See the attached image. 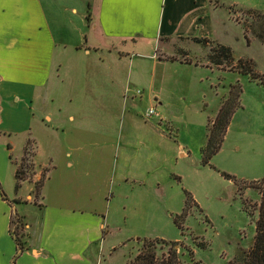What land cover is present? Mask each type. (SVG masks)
Returning <instances> with one entry per match:
<instances>
[{
	"label": "crops",
	"instance_id": "crops-1",
	"mask_svg": "<svg viewBox=\"0 0 264 264\" xmlns=\"http://www.w3.org/2000/svg\"><path fill=\"white\" fill-rule=\"evenodd\" d=\"M245 3L0 0V264H68L69 251L88 249L108 232L105 214L69 204L52 209L57 214L51 218L46 213L38 226L40 239H33L32 223L16 207L33 203L40 179L39 203H34L38 207L53 190L54 179L76 181L72 189L77 197L85 191L94 196L97 190L93 184L85 188L82 179H109L113 186L157 185L165 161L131 152L132 139L143 144L160 129L136 119L127 108L132 67L126 72L121 64L129 58L132 65L133 54L127 48L131 43L164 39L210 40L198 36L209 14L219 9L230 13L229 7ZM136 90L132 98L139 96L150 107L161 103L152 84L145 98ZM118 101H123L124 116L119 129ZM28 144L33 147L32 178L18 183L17 166ZM179 151L180 156L188 155ZM18 215L27 230L23 250L11 232V221ZM58 223H63L58 225L61 228ZM53 231L68 235L51 240ZM89 231L96 235L87 236Z\"/></svg>",
	"mask_w": 264,
	"mask_h": 264
},
{
	"label": "rangeland",
	"instance_id": "rangeland-1",
	"mask_svg": "<svg viewBox=\"0 0 264 264\" xmlns=\"http://www.w3.org/2000/svg\"><path fill=\"white\" fill-rule=\"evenodd\" d=\"M245 4L229 7L231 14L227 9L209 14V22L203 23L198 36L210 38V44L165 39L161 43L129 44L132 65L129 58L121 62L126 72L132 67V91L127 96V108L133 110L136 119L155 123L160 129L151 132L143 144L132 139L131 152L146 159L164 160L161 179L150 187L113 186L109 179H82L85 188L93 184L97 190L94 196L85 191L80 197L72 189L76 181L54 179L53 190L47 191L43 205L38 207L43 180L40 179L41 183H35L38 197L33 203L16 207L32 223L33 239L36 236L39 241L38 226L46 213L51 218L57 214L52 209L70 204L102 212L109 229L105 238L94 239L88 249H70L68 264H128L146 238L181 241L194 251L191 257L186 249L180 248L184 264H228L240 251L253 246L261 200L257 181L264 177V85L260 79L234 69L237 60H252L255 71L264 75V42L252 31L248 42L243 25L254 18L251 10L264 12V0H246ZM219 44L230 47L235 60L224 66H211L207 61L209 48ZM237 82L242 88V107L234 114L211 165H203L201 147L207 126L215 118L230 85ZM150 84L161 96V103L154 106L162 120L146 119L149 104L139 96L132 98L136 89H143V98L147 97ZM122 103L118 101V129L124 118ZM180 149L188 155L180 156ZM25 150L26 155L17 166L18 176L32 178V145L28 144ZM222 172L236 180L225 178ZM185 190L192 194L199 208L192 205L182 230L174 223V217L183 210ZM108 191L114 192L112 198L106 196ZM13 219L12 229L23 232V237L18 235L22 241L27 235L24 218L18 215ZM61 224L57 227L61 228L58 226ZM86 234L96 235L93 231ZM51 235V240H56L68 233L53 231ZM200 242L206 246L200 247ZM157 248L161 254L168 246L160 243Z\"/></svg>",
	"mask_w": 264,
	"mask_h": 264
},
{
	"label": "trees",
	"instance_id": "trees-1",
	"mask_svg": "<svg viewBox=\"0 0 264 264\" xmlns=\"http://www.w3.org/2000/svg\"><path fill=\"white\" fill-rule=\"evenodd\" d=\"M250 13L254 17L251 19L252 21H246L243 23L247 41L250 42L249 32L252 31L260 41L264 42V12L251 10ZM195 41L205 45L211 43L207 38H195ZM209 49L210 50L207 54L209 64L219 67L235 60L233 51L228 46L219 44L212 46ZM171 59L175 60L173 58ZM254 67L255 64L252 60L239 59L237 60V65L234 70L241 74L249 75L253 79H260V83L264 85V75L256 72ZM241 94V85L238 82L231 84L227 96L221 101L215 118L211 121V124H208L206 140L201 147L203 165H211V160L220 151L233 116L236 111L242 107L240 100ZM222 175L229 180H236L234 176L228 173L222 172ZM16 178L18 183L22 179L18 176V170L16 171ZM257 183L260 185L261 200L259 204L258 218L255 223L256 234L253 246L249 250L240 251L233 260L228 262V264H264V177L260 181H257ZM41 185L39 188H41ZM1 191L4 195L3 190ZM185 196L186 198L182 212L174 217V223L182 230L183 221L188 216L192 205L199 208L196 200L187 190H185ZM12 223H14V219H12L11 224ZM11 232L19 249L23 250V240L21 241L20 239L24 236L23 232L20 233L14 228H11ZM160 243L168 246L167 251L162 252L161 254L158 253L157 248V245ZM198 245L200 247L206 246L204 242H200ZM181 247L186 249L191 257L194 256V251L190 248H186L181 241H168L163 238H146L143 241L142 248L132 260H129L128 264H184L181 258Z\"/></svg>",
	"mask_w": 264,
	"mask_h": 264
},
{
	"label": "built area",
	"instance_id": "built-area-1",
	"mask_svg": "<svg viewBox=\"0 0 264 264\" xmlns=\"http://www.w3.org/2000/svg\"><path fill=\"white\" fill-rule=\"evenodd\" d=\"M142 92L143 91L141 89H137L136 95H141ZM145 117H146V119H150L153 117L160 118L161 120L163 119L160 112L156 109V107H153V106L147 109V111L145 112Z\"/></svg>",
	"mask_w": 264,
	"mask_h": 264
}]
</instances>
